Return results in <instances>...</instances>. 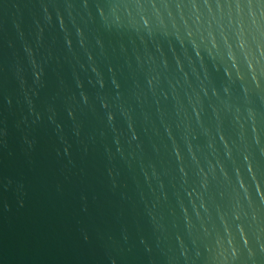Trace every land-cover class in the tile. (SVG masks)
Wrapping results in <instances>:
<instances>
[{"label": "water", "instance_id": "water-1", "mask_svg": "<svg viewBox=\"0 0 264 264\" xmlns=\"http://www.w3.org/2000/svg\"><path fill=\"white\" fill-rule=\"evenodd\" d=\"M0 264H264V0H0Z\"/></svg>", "mask_w": 264, "mask_h": 264}]
</instances>
